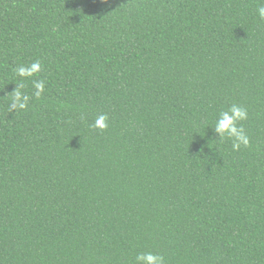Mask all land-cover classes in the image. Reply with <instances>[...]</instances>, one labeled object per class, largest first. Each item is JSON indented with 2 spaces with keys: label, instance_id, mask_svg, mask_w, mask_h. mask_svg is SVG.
<instances>
[{
  "label": "trees",
  "instance_id": "1",
  "mask_svg": "<svg viewBox=\"0 0 264 264\" xmlns=\"http://www.w3.org/2000/svg\"><path fill=\"white\" fill-rule=\"evenodd\" d=\"M0 264H264V0H0Z\"/></svg>",
  "mask_w": 264,
  "mask_h": 264
}]
</instances>
